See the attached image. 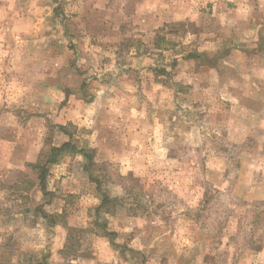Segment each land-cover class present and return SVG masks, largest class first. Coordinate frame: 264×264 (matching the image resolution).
Here are the masks:
<instances>
[{
    "label": "clouds",
    "instance_id": "obj_1",
    "mask_svg": "<svg viewBox=\"0 0 264 264\" xmlns=\"http://www.w3.org/2000/svg\"><path fill=\"white\" fill-rule=\"evenodd\" d=\"M0 264H264V0H0Z\"/></svg>",
    "mask_w": 264,
    "mask_h": 264
}]
</instances>
